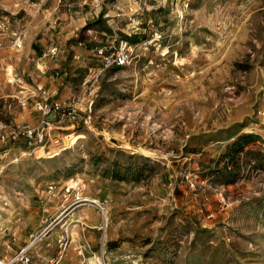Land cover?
I'll return each instance as SVG.
<instances>
[{"label": "rangeland", "instance_id": "1", "mask_svg": "<svg viewBox=\"0 0 264 264\" xmlns=\"http://www.w3.org/2000/svg\"><path fill=\"white\" fill-rule=\"evenodd\" d=\"M106 19L136 56L77 67V120L0 155V259L44 233L30 264L60 240L57 264H264V0H132Z\"/></svg>", "mask_w": 264, "mask_h": 264}, {"label": "crops", "instance_id": "2", "mask_svg": "<svg viewBox=\"0 0 264 264\" xmlns=\"http://www.w3.org/2000/svg\"><path fill=\"white\" fill-rule=\"evenodd\" d=\"M76 1L84 4L85 23L81 25L82 22L77 24L74 18ZM81 1L37 0L31 12L13 23L7 19V13L0 14V155L10 154L9 147L32 143V139L26 137L2 136L23 122L39 127L44 115L36 103L72 104L75 83L71 77L76 75L77 67L86 68L91 64L94 51L100 46L96 42H117L121 39L119 30H126L106 18L114 13L117 3L132 0ZM10 32L21 36V48L14 46L15 38ZM54 47L58 49L57 54L51 55ZM11 67L15 78L9 77ZM78 71L81 73L82 69ZM53 122L56 129L62 127L57 125L62 122L57 117Z\"/></svg>", "mask_w": 264, "mask_h": 264}, {"label": "built area", "instance_id": "3", "mask_svg": "<svg viewBox=\"0 0 264 264\" xmlns=\"http://www.w3.org/2000/svg\"><path fill=\"white\" fill-rule=\"evenodd\" d=\"M117 9L123 10L122 7H117ZM153 39L155 38H152L151 40ZM13 44L15 47L21 48L23 45L21 36H17L14 39ZM137 47L138 44L121 38L114 45H106L96 48L95 55L103 63L105 68H109L112 66H123L130 64V62L136 56L135 52ZM57 51L58 49L54 47L50 50V53L51 55H56ZM36 107L44 115L39 127L33 126L28 122H23L19 125L14 126V128L8 133V135L4 134L2 137L5 138L6 136H8L11 139H17L19 137H26L29 139H34L36 137L40 138L42 137V135H46L49 131L51 132L54 124L53 118L57 117V119L59 120H63L66 118H71L75 121L77 120V114L74 104L64 106L60 101H40L36 103ZM76 183H78V180ZM50 188L53 189L52 186H50ZM43 236L44 233L39 234L31 242H37L41 240ZM31 242L24 245L23 247H20L12 257H5L0 259V264H30L32 262L31 249L33 245L31 244ZM58 248V256L55 259H51L50 264H57L59 262L67 248V243L64 240H60Z\"/></svg>", "mask_w": 264, "mask_h": 264}, {"label": "bare ground", "instance_id": "4", "mask_svg": "<svg viewBox=\"0 0 264 264\" xmlns=\"http://www.w3.org/2000/svg\"><path fill=\"white\" fill-rule=\"evenodd\" d=\"M100 207H101V206H100ZM105 221H106V223H107V225H108V222H109V216L107 215L106 211H105ZM35 243H36V242L31 243V244H33L32 247H34Z\"/></svg>", "mask_w": 264, "mask_h": 264}]
</instances>
